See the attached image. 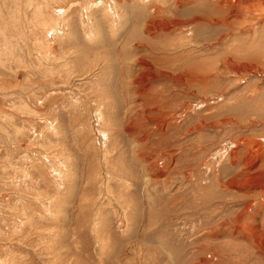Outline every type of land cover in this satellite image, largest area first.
Instances as JSON below:
<instances>
[{"label":"rangeland","instance_id":"rangeland-1","mask_svg":"<svg viewBox=\"0 0 264 264\" xmlns=\"http://www.w3.org/2000/svg\"><path fill=\"white\" fill-rule=\"evenodd\" d=\"M238 1L0 0V264H264V161L225 185L264 144V0Z\"/></svg>","mask_w":264,"mask_h":264},{"label":"bare ground","instance_id":"bare-ground-1","mask_svg":"<svg viewBox=\"0 0 264 264\" xmlns=\"http://www.w3.org/2000/svg\"><path fill=\"white\" fill-rule=\"evenodd\" d=\"M257 2H260V0H239L238 1V4H240V5H242V4H246V5H248L247 7H255L257 4L258 5H260L261 6V3H257ZM179 3V2H178ZM263 4H264V2H263ZM181 5V4H180ZM179 6V5H178ZM261 8H262V6H261ZM264 8V7H263ZM247 9V8H246ZM179 11V10H178ZM196 11V10H195ZM181 13V12H180ZM259 13V12H258ZM182 14V13H181ZM196 13H194V15H195ZM199 15H201V14H199ZM232 15V14H231ZM260 15V14H259ZM182 16H184V15H182ZM182 18V17H181ZM192 18V17H191ZM190 18V19H191ZM153 21V20H152ZM156 21V20H155ZM161 23V22H160ZM165 23V22H164ZM151 24H153V23H151ZM153 25H155V24H153ZM157 25V24H156ZM161 26V25H160ZM152 27V26H151ZM166 27H167V25H166ZM256 27V26H255ZM168 28V27H167ZM199 31V30H198ZM221 31V30H220ZM199 33V32H198ZM202 34V33H201ZM225 34V33H224ZM203 36V35H202ZM148 46V45H147ZM191 60V59H190ZM227 62V61H226ZM228 62H230V61H228ZM228 64V63H227ZM199 70V69H198ZM201 76V75H200ZM189 77V76H188ZM193 77V76H192ZM202 77V76H201ZM196 79V78H195ZM199 85V84H198ZM228 121H230V120H228ZM211 125H212V123H211ZM262 138V137H261ZM251 141V142H250ZM241 144H245V145H247L246 147H247V149H246V153L244 154V155H241V154H239L238 155V153L237 152H239V151H237L236 150V148L238 147V146H240ZM245 150V149H244ZM230 153H229V158H230V162H231V164L232 165H240V164H242V166L240 167V169H237V170H235V175L233 176V178L231 179V180H229V181H226V183H225V185H229L230 186V183H232V182H236V183H239L240 184V186H239V188L241 187V189L243 188V190L244 189H248L250 186H251V179H253V177L255 176V180H260V179H262V177L260 176V175H256V174H258V172L257 171H259V170H261V169H257L256 167H255V164L258 162V160L260 159V161L262 162V160L264 161V144L262 143V142H260L259 140L258 141H256V142H254V140L251 138V136L250 135H247V137H244V138H240L239 140H234V141H232V146H231V149H230V151H229ZM241 152V151H240ZM243 152V151H242ZM244 153V152H243ZM226 157H227V155H225ZM239 156V157H238ZM225 158V157H224ZM238 158H240V161H239V159ZM242 159V160H241ZM240 162V163H239ZM262 163H264V162H262ZM262 166V165H261ZM238 168V167H237ZM263 171V170H262ZM253 172H255V174H253ZM230 174V173H229ZM241 174V179L240 180H238L239 178H237L239 175ZM249 175V176H248ZM264 175V174H263ZM235 178H237V179H235ZM262 181H264V179L262 180ZM254 182V181H253ZM256 182V181H255ZM257 183V182H256ZM237 185V184H236ZM232 187H234V186H232ZM257 187V186H256ZM262 187V186H261ZM264 187V186H263ZM258 189H259V187H257ZM263 191L264 190H262L261 189V192H258V194H261V193H263ZM226 203H228V202H226ZM230 203V202H229ZM231 203H236L235 205H241V204H243V207H242V209L239 211V214L237 215V218L235 219H233V217L232 218H228V217H225V216H223L224 218H225V220H223L222 222H217V225L216 226H214L213 228H210V229H217V228H220V227H223V226H225L227 229H230V233L233 235L234 234V231H235V229L236 228H239V225H238V223L239 222H241V221H243V223H244V225H245V227H248V228H250L251 227V223H248L247 222V219L245 218V217H243L244 215H243V213H245V212H247V210H249L250 209V206H251V202L249 201V203L248 202H246V201H233V202H231ZM223 208H224V206H223ZM230 208H232V207H230ZM227 209V208H226ZM225 209V210H226ZM219 210V209H218ZM209 212H211V211H209ZM226 212H229V211H226ZM214 213V212H213ZM223 214V213H222ZM225 215H227V214H225ZM250 217H253L254 218V216L252 215V216H250ZM227 218V219H226ZM221 220H222V218H221ZM260 222V224L262 223V221H259ZM255 224V223H254ZM262 227V228H261ZM261 227H259V226H257V224H256V226L255 227H253L256 231L255 232H253L254 234L252 235V232H250V230H248V232H247V235H248V239H249V244H250V246H251V244L254 246V244L256 243V244H259V243H264L262 240H259V239H262L263 237H264V226L263 225H261ZM253 228H252V230H253ZM206 230V229H205ZM209 230V229H208ZM207 230V231H208ZM205 232V231H204ZM217 232V230L216 231H213L212 233L213 234H215ZM212 233H211V235H212ZM258 234L260 235V236H258ZM209 235V234H208ZM212 237V236H211ZM214 237V236H213ZM258 237V238H257ZM209 238V237H208ZM210 239V238H209ZM260 241H262V242H260ZM211 243V242H210ZM210 247V246H209ZM257 247V246H256ZM231 248V247H230ZM232 249V248H231ZM212 250V249H211ZM216 250V249H215ZM245 250V249H244ZM214 251V250H213ZM212 252V251H211ZM216 252V251H215ZM264 252V251H263ZM251 253V252H250ZM219 255L220 254H217V253H213V254H211V257L212 258H214V260H213V262H211L210 263V261L207 263V264H216V262L218 263V259H219ZM225 255V254H224ZM232 255V254H231ZM228 256V255H227ZM221 257V256H220ZM215 259H216V261H215ZM220 259H222V258H220ZM220 259H219V261H220ZM227 259V258H226ZM228 260V259H227ZM204 261H206V259L205 258H202L201 260H200V263L199 264H203V262ZM221 262V261H220ZM224 262H225V260H224ZM222 263V262H221ZM223 264V263H222Z\"/></svg>","mask_w":264,"mask_h":264}]
</instances>
